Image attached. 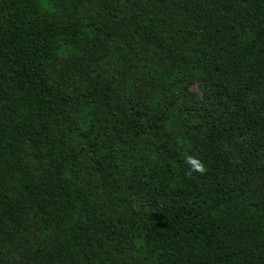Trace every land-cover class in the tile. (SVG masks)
I'll list each match as a JSON object with an SVG mask.
<instances>
[{"label":"trees","instance_id":"obj_1","mask_svg":"<svg viewBox=\"0 0 264 264\" xmlns=\"http://www.w3.org/2000/svg\"><path fill=\"white\" fill-rule=\"evenodd\" d=\"M261 141L264 0H0V264H264Z\"/></svg>","mask_w":264,"mask_h":264},{"label":"rangeland","instance_id":"obj_2","mask_svg":"<svg viewBox=\"0 0 264 264\" xmlns=\"http://www.w3.org/2000/svg\"><path fill=\"white\" fill-rule=\"evenodd\" d=\"M185 105L192 109L223 108V104L210 100L208 89L198 83L190 85L188 95L185 98ZM260 144V148L255 158L257 161H262L264 156V141H261ZM244 146L250 150L253 149L252 143H250L249 139H242L227 143L223 149L233 160L238 161L241 157V151Z\"/></svg>","mask_w":264,"mask_h":264},{"label":"clouds","instance_id":"obj_3","mask_svg":"<svg viewBox=\"0 0 264 264\" xmlns=\"http://www.w3.org/2000/svg\"><path fill=\"white\" fill-rule=\"evenodd\" d=\"M194 170L203 173L205 169L203 164H198V166Z\"/></svg>","mask_w":264,"mask_h":264}]
</instances>
